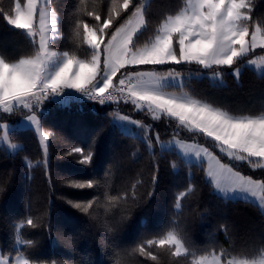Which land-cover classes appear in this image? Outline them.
<instances>
[{"label": "trees", "instance_id": "obj_1", "mask_svg": "<svg viewBox=\"0 0 264 264\" xmlns=\"http://www.w3.org/2000/svg\"><path fill=\"white\" fill-rule=\"evenodd\" d=\"M17 0H0V56L14 63L33 57L38 45L22 29L7 23ZM26 0H20L22 6ZM119 15L106 30L125 24L144 4V27L135 36V47L151 42L169 16L185 8L187 0H130L127 10L118 0ZM57 16V37L52 49L90 61L81 23L93 30L108 18L113 0H50ZM99 14L100 21L93 15ZM251 24L264 31V0H252ZM249 31H252L250 27ZM178 49V43L174 44ZM259 48L231 66L203 69L197 63L165 64L135 68L159 73L176 71L183 87L167 88L226 111L233 116L264 114V73L244 66ZM239 71L238 76L234 74ZM203 74V75H202ZM218 75L212 80L210 75ZM35 112L46 139V149L33 128L16 127L28 110L0 113L9 146L0 143V252L11 261L22 255L29 264H194L198 258L220 254L253 260L264 256V213L254 203L218 195L206 178L205 163H188L175 150L163 148L172 137L196 141L243 176L264 180V168L238 165L223 157L216 142L203 134L178 127L173 118L153 117L129 103L62 105L49 98ZM117 114L138 121L137 134L127 133L115 122ZM73 147L93 152L90 164L67 155ZM92 183L76 188L74 182ZM183 193V195H181ZM91 204L87 212L73 205ZM179 204V207H177ZM32 219L36 227L27 224ZM188 241V251L173 255V245L149 246L168 233ZM143 246L151 257L139 251Z\"/></svg>", "mask_w": 264, "mask_h": 264}, {"label": "snow or ice", "instance_id": "obj_2", "mask_svg": "<svg viewBox=\"0 0 264 264\" xmlns=\"http://www.w3.org/2000/svg\"><path fill=\"white\" fill-rule=\"evenodd\" d=\"M129 4L130 0H123L122 8L127 10ZM251 5L252 0H187L184 9L175 16L167 18L160 29L162 34L158 35L150 46L137 49L134 37L144 25V14L140 8L133 13L136 17L135 22L130 18L126 24L111 32L109 39L104 41L106 30L113 21L112 13L119 15L120 5L118 0H113L112 12L95 30L88 24L78 25V28H82L85 42L92 49L91 60L84 63L68 52L65 56V52L51 50L50 41L54 38L53 34L58 33L48 0H44L43 4H39L38 0H27L26 5L23 6L20 0H17L14 15L5 14L4 19L17 29H26L33 44L38 45L36 55L29 57L32 63L24 67L27 71L38 72L39 76L33 88L24 92L15 74L18 66L0 56V64L8 65L4 71L3 84L6 87L3 88L0 108L5 113L28 110L30 114L25 117L39 132L40 122L34 105H42L51 94L72 88L83 92L90 99L104 103L117 99V95H113L115 91L121 97L130 96L137 108L146 105L154 114L164 113L178 119L182 125L194 127L212 138L220 152L226 153L228 157L238 161H248L253 168L264 167V114L256 117H234L210 104L170 97L164 92L154 90L161 79L178 78L179 73L172 71L163 76L145 71L122 74L124 78L119 79L118 85L114 84V77L127 66L195 62L213 69V66L233 65L244 54L250 53L258 46L264 48V36L261 37L259 44L257 40V34L261 29L251 24ZM89 15H93L96 21L101 20L99 14L90 12ZM250 27H252L251 32ZM249 36L251 39L246 40ZM174 40L178 43V49L174 47ZM57 61H59L58 66L52 68ZM66 63L68 65L66 71L53 85L52 78ZM119 118L129 119L128 116ZM135 123L139 122L135 121ZM40 136L42 139H47L43 132H40ZM180 147L184 153L194 151L198 158L202 154L207 158V175L213 180L217 189L221 191L239 189L254 197L258 192L264 193V180H254L249 176H242L239 171H233V167L222 164L207 148L201 149L195 145H180ZM74 154L79 157V163H91L93 155L91 150L85 152L83 148L73 147L67 153V155ZM72 186L91 188L92 183L74 182ZM259 198L264 203V195H260ZM73 206L87 212L91 204L76 203ZM27 224L36 227L32 219H28ZM156 243L161 246L173 245L175 247L173 255L177 257L181 256L182 249L187 252L189 247L186 238L172 232L159 241H147L149 246ZM139 251L142 255L156 259L151 251L143 246ZM0 264H9V262L0 260ZM24 264H29V261L25 260ZM194 264H205L204 258L199 262L194 261ZM211 264H222V259L215 257ZM227 264H232V261H228Z\"/></svg>", "mask_w": 264, "mask_h": 264}, {"label": "rangeland", "instance_id": "obj_3", "mask_svg": "<svg viewBox=\"0 0 264 264\" xmlns=\"http://www.w3.org/2000/svg\"><path fill=\"white\" fill-rule=\"evenodd\" d=\"M26 3H27V0H26V2H25V4L24 5H26ZM38 3L39 4H43L44 3V0H38ZM48 3H49V5H50V0H48ZM144 6H145V4L140 8V10H141V12L143 13L144 12ZM186 6H187V4H186ZM185 6V7H186ZM46 11H48V10H46ZM50 12H51V14L53 15V18L56 20V22H57V16H56V13L54 12V10L50 7ZM131 19L133 20V22H135V20H136V17H134V16H132L131 17ZM164 23H165V21H164ZM163 23V24H164ZM126 24V23H125ZM163 24H162V26H163ZM161 26V27H162ZM14 27V26H13ZM143 27H144V25L141 27V29H140V31L143 29ZM161 27H160V29H161ZM160 29H159V31H158V33H157V35L151 40V42H149L148 44H145L144 46H142V47H137V49H143V48H145L146 46H150L151 45V43H153L155 40H156V38H157V36L158 35H161L162 33H161V31H160ZM22 30H24L26 33H27V30L26 29H22ZM139 31V32H140ZM138 32V33H139ZM137 33V34H138ZM136 34V35H137ZM262 36H264V31H262L261 30V32L260 33H258L257 34V40H258V44L261 42V37ZM30 37V36H29ZM53 39L50 41V43L54 40V39H56V37H57V34L56 33H54L53 34ZM31 38V37H30ZM135 38V37H134ZM251 39V37L249 36V37H246V40H250ZM175 43H177L175 40H174V44ZM259 48H261V47H257V48H255V49H252V51L251 52H253L254 50H256V49H259ZM51 50H53V49H51ZM53 51H55V50H53ZM250 52V53H251ZM249 53H246V54H244V56H246V55H248ZM243 56V57H244ZM243 57H241V58H243ZM240 58V59H241ZM240 59H238V60H240ZM78 60H81V59H78ZM81 61H85V60H81ZM249 61H255L256 63H250ZM87 62V61H86ZM58 63H59V61H57L56 63H54L53 65H52V68H55L56 66H58ZM195 63V62H194ZM165 64H176V63H174V62H169V63H165ZM165 64H162V65H165ZM147 66H157V65H138V66H127L125 69H122L121 70V72H119V73H117V76L116 77H114V84H116V85H118V82H119V79H121V78H124V76L122 75V74H127V73H134V72H136V71H145V72H154V73H157L158 75H167V73L168 72H164V73H159V72H157V71H155V70H143V69H141V70H135V71H133L135 68L137 69V68H147ZM203 69H212V68H206V67H204V66H202V65H200ZM244 66H246V67H249V68H251V69H254L255 71H257L258 72V74H262V73H264V55L262 56V55H256V56H254V58H252V59H250V60H248L247 62H246V64L244 65ZM215 66H213V68H214ZM239 71L240 70H238V71H236L234 74H236V76H238V73H239ZM173 72V71H172ZM174 73H176V71H174ZM203 75V74H202ZM210 78L212 79V80H215V79H217V80H219V76L218 75H210ZM184 82H183V77H181L180 75L178 76V78H172V77H166V78H164V79H161L160 81H159V85H158V87L157 88H155L154 90H157V91H161V92H164L167 96H170V97H178V98H183V99H192V100H196V101H199V102H201V103H206V102H203V101H200V100H198V99H196V98H194V97H192L191 95H189V94H187L186 92H184V91H180V92H173L172 90H169V89H167V88H170V87H183V84ZM49 98H51V99H53V100H55V101H57V102H59V103H61L62 105H69V104H72V103H83V102H87V103H96V102H93V101H91V100H93V99H90L88 96H86L83 92H81V91H78V90H76V89H72V88H65V89H63L62 91H60L58 94H51L47 99H49ZM46 99V100H47ZM123 103H129V104H133V102H132V98L129 96V97H121L120 96V98L117 100V102L116 103H111V102H106V103H97V104H100V105H116V104H118V105H120V104H123ZM207 104V103H206ZM133 105H135V104H133ZM136 106V105H135ZM213 107V106H212ZM40 108V105H34V109H37V111L38 110H40L39 109ZM137 108V107H136ZM215 108V107H214ZM138 110H143V109H145V110H147V111H149L150 112V114L153 116V117H155V118H160L161 116H166V117H168V118H173V117H171V116H168V115H166V114H164V113H153L152 111H150L149 109H148V107L146 106V105H144L143 107H141V108H137ZM220 110V109H219ZM20 111H22V110H19V112ZM220 111H222V112H226V111H223V110H220ZM39 112V111H38ZM0 113H5L4 111H3V109L2 108H0ZM228 113V112H227ZM229 114V113H228ZM229 115H231V114H229ZM123 116H125V115H122V114H117V116H116V118H115V122L118 124V125H120L127 133H130V134H137L136 133V129H134L133 130V127H138V129H140V128H142V126H141V124L140 123H135V120H133V119H131V118H129V119H120L119 117H123ZM231 116H233V115H231ZM234 117H241V116H234ZM245 117H248V116H245ZM38 119H39V117H38ZM174 120H176L178 123V127L180 128V129H183V130H188V131H190V132H195V133H200V134H203L205 137H207V138H210V137H208V136H206L204 133H202V132H199L198 130H196L194 127H187V126H185V125H182L180 122H179V120L178 119H176V118H173ZM3 127V129H4V135H3V138L1 139V141H0V143H2L3 145L5 144V146L6 147H8V149H10V150H12V151H15V149L13 148V147H11V146H9V144H8V141H7V133H8V131L12 128L10 125H8V124H5V125H3L2 126ZM16 127H18V128H33L34 130H35V132H36V134H37V136H38V138H39V140H40V143H41V145H42V147H43V149H46V139H42V137L40 136V132H43L42 131V129H41V127H40V130H39V132L36 130V127H35V125H33V123L30 121V120H28L26 117L24 118V119H22V121L16 126ZM44 133V132H43ZM44 136H45V134H44ZM210 139H212V138H210ZM213 140V139H212ZM160 145L161 146H163V148H165V149H168V150H175L178 154H180L182 157H183V159L186 161V162H188V163H196V164H202V163H205V170H206V178L208 179V181L213 185V187H214V190H215V192L218 194V195H221V196H223V197H225V198H228V199H231V200H242V201H248V202H251V203H254V204H256V205H258L259 207H260V209L262 210V212L264 213V203H262V201L260 200V198H259V196L260 195H264V193H259L258 192V195L256 196V197H254V196H252L250 193H248V192H245V191H241V190H239V189H235V190H231V191H221V190H219V189H217L215 186H214V183H213V180L210 178V177H208V175H207V168H208V161H207V158L202 154L201 155V157H197L196 155H195V152L193 151V152H190V153H184V151H183V149L180 147V145H185V146H188V145H195V146H198L199 148H206L205 146H203V145H201V144H199L198 142H194V141H187V140H184V139H182V138H180V137H172V139H170L169 140V142L168 143H165V144H163V143H160ZM216 145V144H215ZM217 147V146H216ZM218 148V150L220 151V149H219V147H217ZM210 151V150H209ZM211 152V151H210ZM214 156H216L218 159H219V157L216 155V154H214L213 152H211ZM223 154V157L225 158V159H227L228 161H230L231 163H235V164H238V165H244V164H248L249 166H251L252 167V165L248 162V161H238V160H235L234 158H230V157H228L227 156V154L226 153H222ZM220 160V162L222 163V164H224L222 161H221V159H219ZM230 166V165H229ZM231 167V166H230ZM253 168V167H252ZM256 168H264V167H255V168H253V169H256ZM233 171H236V170H234L233 169ZM242 175V174H241ZM243 176V175H242ZM185 252H184V250L182 249V251H181V254H184ZM215 257H220L221 259H222V257H221V255L220 254H211V255H209V256H203V257H201V258H204V261H205V264H210V262L215 258ZM201 258H198L197 259V261L196 262H199L200 261V259ZM0 260H3V261H7V262H9V264H24V261H25V259H24V257L22 256V255H18L15 259H13V261H11V259H10V257H3L2 255H1V252H0ZM228 261H232V264H264V256H261L260 258H257V259H253V260H246V259H241V258H230V259H228ZM227 261V262H228ZM222 264H227L226 262H224L223 260H222Z\"/></svg>", "mask_w": 264, "mask_h": 264}, {"label": "clouds", "instance_id": "obj_4", "mask_svg": "<svg viewBox=\"0 0 264 264\" xmlns=\"http://www.w3.org/2000/svg\"><path fill=\"white\" fill-rule=\"evenodd\" d=\"M241 27L243 28L244 25L242 24ZM64 55L67 56L68 53L65 52ZM83 62L87 63L88 61L87 62L83 61ZM29 63H32V61L29 59V57L28 58L22 57L18 61L13 63V64H16L18 66L15 74L17 76V79L20 82L21 89L24 92H27L33 88V86H34V84H35V82L39 76L38 72H30V71L25 70L24 66L26 64H29ZM7 67H8V65L0 64V103H2V101H3V88L6 87L3 84V80H4V71ZM67 67H68V65L66 63L65 65H63L59 69V71H57V73L55 74V76L52 78V81H51L53 85L55 84L57 78L62 76V74L66 71ZM210 264H211V262H210Z\"/></svg>", "mask_w": 264, "mask_h": 264}, {"label": "built area", "instance_id": "obj_5", "mask_svg": "<svg viewBox=\"0 0 264 264\" xmlns=\"http://www.w3.org/2000/svg\"><path fill=\"white\" fill-rule=\"evenodd\" d=\"M113 95H117V99L115 101L108 100V101H105L104 103H106V102L116 103L117 100L120 98V96L115 91H113ZM91 101L96 102V103H100L98 100H94V99Z\"/></svg>", "mask_w": 264, "mask_h": 264}]
</instances>
